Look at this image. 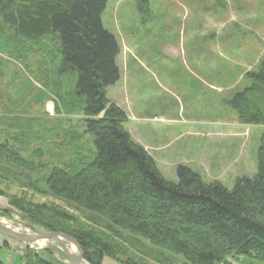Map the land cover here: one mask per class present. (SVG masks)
<instances>
[{"label":"rangeland","instance_id":"1","mask_svg":"<svg viewBox=\"0 0 264 264\" xmlns=\"http://www.w3.org/2000/svg\"><path fill=\"white\" fill-rule=\"evenodd\" d=\"M102 22L119 44V79L107 96L126 112L127 131L152 153L163 176L176 182L178 167L187 166L229 190L239 177H254L262 126L243 123L230 100L249 86V73L264 61V0H107ZM31 61L35 66L36 58ZM25 75L41 86L37 73ZM12 83L7 70L0 102L9 108H0V115L26 109L20 113L36 119L34 139L26 137L18 150L27 162L45 167L0 157V223L32 233L34 223L54 218L67 232L86 229L111 239L125 259L138 264H190L44 191L40 183L53 167L69 168L93 156V137L81 113L56 111L52 95L35 89L20 107L13 105L18 95ZM4 132L0 124V142L7 139ZM70 133L78 138L70 142ZM64 242L79 255L73 243ZM28 254L40 257L35 264H71L51 240L25 244L0 234V264H26ZM81 264L90 263L84 257ZM102 264L126 263L105 256Z\"/></svg>","mask_w":264,"mask_h":264},{"label":"trees","instance_id":"2","mask_svg":"<svg viewBox=\"0 0 264 264\" xmlns=\"http://www.w3.org/2000/svg\"><path fill=\"white\" fill-rule=\"evenodd\" d=\"M106 5L107 0H0V80L11 70L12 85L17 83L18 98L10 103L20 107L35 89L37 95H52L56 111L81 113L93 137L90 159L84 157L69 168L53 167L41 187L190 264H264V61L249 73V86L230 100L243 123L262 126L255 176L239 177L229 190L179 166L178 180H168L127 131L126 112L107 96V88L119 79V44L103 25ZM32 57L33 67L28 62ZM26 71L37 73L41 86ZM0 108H9L2 99ZM25 110L8 109L0 115L7 131L0 157L18 166L43 168L42 163L27 162L18 150L26 137L32 140L36 135V119L24 116ZM70 135V142L78 138ZM34 225L73 237L90 264H102L105 256L138 264L125 259L120 245L95 231L67 232L65 223L54 218ZM34 256L28 254L26 264L38 263L40 257Z\"/></svg>","mask_w":264,"mask_h":264},{"label":"water","instance_id":"3","mask_svg":"<svg viewBox=\"0 0 264 264\" xmlns=\"http://www.w3.org/2000/svg\"><path fill=\"white\" fill-rule=\"evenodd\" d=\"M31 230L32 233H22L0 223V234L26 244L34 243L40 240H51L63 250L71 261V264H81V261L84 258L83 251L73 237L63 232L41 230L34 226L31 227ZM65 240L73 243L77 247L79 251L78 256L73 254L71 249H69L68 245L64 242Z\"/></svg>","mask_w":264,"mask_h":264},{"label":"bare ground","instance_id":"4","mask_svg":"<svg viewBox=\"0 0 264 264\" xmlns=\"http://www.w3.org/2000/svg\"><path fill=\"white\" fill-rule=\"evenodd\" d=\"M73 246H74V245H73ZM69 249H71L72 251H74L75 248H72V246H71V248L69 247Z\"/></svg>","mask_w":264,"mask_h":264},{"label":"crops","instance_id":"5","mask_svg":"<svg viewBox=\"0 0 264 264\" xmlns=\"http://www.w3.org/2000/svg\"><path fill=\"white\" fill-rule=\"evenodd\" d=\"M150 154L152 155V153L150 152ZM257 154V153H256ZM153 156V155H152ZM154 157V156H153ZM156 159V158H155ZM157 162V161H156ZM193 170V169H192ZM249 177H252V175L251 176H249Z\"/></svg>","mask_w":264,"mask_h":264}]
</instances>
